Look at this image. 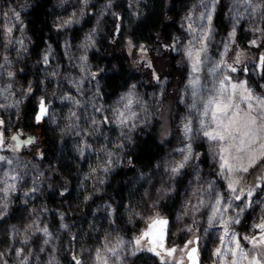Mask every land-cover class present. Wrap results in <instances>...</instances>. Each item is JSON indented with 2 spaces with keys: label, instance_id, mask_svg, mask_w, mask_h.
Segmentation results:
<instances>
[{
  "label": "rangeland",
  "instance_id": "374dc122",
  "mask_svg": "<svg viewBox=\"0 0 264 264\" xmlns=\"http://www.w3.org/2000/svg\"><path fill=\"white\" fill-rule=\"evenodd\" d=\"M118 1L122 3L126 19L141 16L145 0H53L49 13L59 50L48 46L33 56L24 15L27 4L22 0L11 4L0 0V133L4 134L0 156L6 158L0 161V264H58L56 254L61 246L65 250L71 247L81 264H98L97 252L108 264H161V258L156 259L147 250L150 247L147 239L140 245L135 241L148 230L154 218L167 217L166 207H171L174 197L177 203L168 215L171 220L167 228L169 247H180L198 238L200 264H218L214 253L224 236L222 215L224 221H240L229 223L228 227L230 233L235 232L241 238L244 251L250 255L264 252V248L253 250L252 244L242 239L260 234L255 225L264 220V162L248 173L235 174V178L242 177L240 186L245 188V194L248 189L253 191L244 204L235 200V194L227 187L233 174L220 169L219 145L204 136V131L214 125L210 115H203L207 99L216 95L219 81L227 76L228 85L246 82L254 97L251 102L256 127L264 125V112L255 100L256 97L264 99V67L259 59L264 56V0H181L176 10V30L170 32V51L180 77L173 81L159 77L145 48L134 46L126 39L131 65L144 74L151 71L152 83L134 84L110 102H104L95 82L100 70L99 44L108 25L116 18ZM219 12L224 34L214 25ZM208 15L212 16L211 23ZM239 33L245 39L246 48L236 42ZM203 44L207 51L201 53L200 71L193 73L187 51L190 47L197 51ZM237 55L240 63H235ZM227 65L237 71L231 72ZM213 68L217 70L213 72ZM194 77L199 78L195 96L190 84ZM28 99L34 108L31 122L34 124L43 99L48 109L43 122L49 132H56L58 150L71 144L81 163L86 162V174L79 177L81 184L76 189L83 193L85 203L93 207V215L107 222L100 238L86 243L79 240L72 247L61 237L69 234L76 242L77 222L86 217L82 208L75 207L72 201H56V205L68 218L78 216L75 223H58L55 229V223L47 215L45 197L64 191L72 181L58 169L56 162L42 164L28 156L20 157L21 150L28 145L24 141L31 139L17 130ZM236 102L242 112L248 111L247 103L238 95ZM193 103L196 108H192ZM201 120L205 122L204 127ZM189 122L192 131L185 135L184 126ZM154 129L164 142L165 152L150 171L131 178L133 188L142 190L141 197L136 204L125 208L126 221L120 222L125 224L118 225L114 223L118 204L107 197L99 198L110 175L124 164L135 133ZM13 135L19 137V148L15 147L17 141L11 139ZM189 146L191 154L187 151ZM185 156H189L187 161ZM182 163L184 167L180 168ZM173 168L179 171L173 172ZM217 198H222L220 213L210 222ZM109 249H115L116 255ZM181 257L178 249L175 259ZM183 259L186 264L184 256Z\"/></svg>",
  "mask_w": 264,
  "mask_h": 264
},
{
  "label": "trees",
  "instance_id": "16d2710c",
  "mask_svg": "<svg viewBox=\"0 0 264 264\" xmlns=\"http://www.w3.org/2000/svg\"><path fill=\"white\" fill-rule=\"evenodd\" d=\"M3 1L11 4L16 0ZM22 1L28 6L24 15L31 43V55H38L48 46L54 51L59 50L49 13L53 0ZM180 1L145 0L141 5V16L137 19H126L122 3L119 1L116 3V18L108 25L105 36L100 40L97 60L100 70L95 77V82L104 102H110L134 84L144 86L146 81L152 83L151 71L148 72L150 74H144L143 71L136 70L131 65L125 48L126 39H129L134 46L145 48L153 70L159 77L170 79V81L180 77L174 64L175 57L170 51V32L176 30V10ZM214 25L218 31H221V34L225 33L221 12L217 14ZM236 42L239 46L246 48L242 34H238ZM33 110L30 99H28L17 123V130L30 137L34 143L28 144L26 148L22 149L20 157L28 156L31 160L42 164L51 161L56 162L58 169L72 181L64 191H58L45 197L47 215L50 216L51 222L55 223L53 225L54 228L56 227L55 229H58V223H75L79 219L78 216L77 218H68L66 212H61L56 205V201L60 203L72 201L75 207L78 205V209L82 208L81 212L86 217L77 222L76 236L78 239L76 242L75 237L72 239L69 234L64 233L61 237L66 239V242L72 247H75V243L79 240L86 243L89 240L100 238V232L103 231L102 229H106L103 225L107 222L104 218L93 215L91 211L93 207L85 203L83 193L77 192L76 189L77 185L80 186L81 184L79 177L84 173L86 174V162L81 163L80 156L75 153L71 144L67 143L66 147L59 151L56 132L54 130L49 132L45 122L37 126L31 122ZM157 131V129L151 132L139 130L135 133L134 139L124 156V164L110 175L103 194L99 198L102 200L107 197V199H112L118 204L114 218V223L118 225L125 224L120 223L126 221L124 218L125 208L128 205L136 204L141 197L142 190L133 188L131 178L138 173L150 171L165 152L164 142L159 138ZM198 149L199 153L203 152L202 147ZM201 158H203L202 163L205 164L206 157L203 155ZM80 189L82 190V187ZM170 203L171 207H166L168 215L173 211L172 207L177 203V198L174 197ZM16 211L17 208L12 210L14 213ZM70 255H73L71 247L69 250H65L61 246L56 254L57 263L75 264L74 255L73 257Z\"/></svg>",
  "mask_w": 264,
  "mask_h": 264
},
{
  "label": "snow or ice",
  "instance_id": "6c2138e0",
  "mask_svg": "<svg viewBox=\"0 0 264 264\" xmlns=\"http://www.w3.org/2000/svg\"><path fill=\"white\" fill-rule=\"evenodd\" d=\"M209 23H211L212 16L208 15L207 17ZM191 27V26H190ZM9 31H11L9 29ZM235 36V32L231 34ZM206 41L207 36L203 37ZM255 44V41H253ZM207 51L206 44H203L201 48L197 51H193L190 47L187 51V57L191 61V68L193 73H198L200 71V66L202 64L201 53ZM260 64L264 67V56L260 58ZM45 63H47V57L44 58ZM223 64V61L219 62ZM235 63H240V56L237 55ZM219 67V64L217 65ZM227 68L231 72H236L237 69L232 65H227ZM217 69L213 68L212 71L215 72ZM11 76L12 74L9 73ZM229 80V77L225 76L222 80L219 81V88L216 90V95L207 99L203 108V115L208 117L210 115L211 124L214 125L210 130L204 131V136L208 140L216 142L219 145L220 153V169L227 173L233 174V178L229 179L228 189L235 194L234 199L240 201L242 204L245 203L247 197L253 195L252 189H248L245 194V188L242 185V177L235 178V174L238 173H248L250 169L257 167L261 162H264V125H260L259 128L256 127L257 120L256 117L252 115L253 104L252 100L254 99L252 92L248 89L246 82L240 83H231L230 85L226 84V81ZM190 84L192 85L195 92L196 87L199 85V78L194 77ZM237 95L240 99L247 103L248 111H243L240 108V104L236 102ZM256 104L259 106L261 112H264V99L259 97L255 98ZM131 104V100H129ZM40 114L35 117L39 122L47 113L45 107V102L40 101ZM192 108H196V104L193 103ZM2 123V122H0ZM123 123V120H122ZM202 127L205 126L203 120L200 121ZM192 131L191 122L186 123L184 126L185 135L189 134ZM13 141H17L16 148H19V137L13 135L11 137ZM257 141L259 143L257 144ZM25 144H32L34 141L28 139L24 141ZM4 145V134L0 133V146ZM183 152L184 149H181ZM188 153L191 154V146L187 149ZM185 161L189 159V156L184 157ZM5 157L0 156V161H4ZM180 168L184 167V164H180ZM173 172L179 171L178 168H173ZM14 179V177H13ZM239 186V187H238ZM222 203V198L216 199V208L213 210L210 217V222L215 221L218 213H220L219 205ZM231 207V205H229ZM239 207V205H237ZM243 208L240 209L243 212ZM221 221L225 225L224 227V236L220 238L221 246L217 247L214 255L218 258V264H244V261H247V264H264V252H260L257 255H250L249 252L244 251V248L241 245V238L236 235L235 232H229V223H239L238 219L232 221H224L221 215ZM168 221L163 218L153 219L149 224L147 231L141 234L135 241L137 245L141 244L142 240L147 239L150 247L148 251L153 252L156 256L161 257V264H184L183 257L175 259L178 249L176 247L165 248V236L167 230ZM255 227L259 230L258 237H243L242 239L248 240L252 244L253 250L264 248V220L257 223ZM47 230L45 229V232ZM190 231V229H189ZM199 243L198 238L188 240L183 248L179 249L180 252L186 254L189 264H200L199 260V249L198 247L190 245H197ZM231 244V247L227 245ZM159 249V251H158ZM113 255H116L115 249H109ZM19 255V253H17ZM169 259H166V258ZM98 264H108V261L105 257L101 255L100 252H97L96 255ZM75 264H81V261L73 258Z\"/></svg>",
  "mask_w": 264,
  "mask_h": 264
},
{
  "label": "flooded vegetation",
  "instance_id": "af4514ba",
  "mask_svg": "<svg viewBox=\"0 0 264 264\" xmlns=\"http://www.w3.org/2000/svg\"><path fill=\"white\" fill-rule=\"evenodd\" d=\"M35 125V124H34ZM170 216V215H169ZM160 218H163V217H160ZM154 219H156V218H154ZM163 219H166L167 221H168V225H167V228H168V226H169V224L171 223V220H170V218L168 217V215H167V217H164ZM152 222V221H151ZM258 236H259V234H258ZM186 243V242H185ZM185 243H183L182 244V246H180V247H178L177 245H173V246H170V247H176L177 249H181V248H183V246H184V244ZM148 244H149V242H148ZM150 245V244H149ZM169 246H168V240H167V230H166V236H165V248H168ZM158 251H159V249H158ZM152 254H153V256H155L156 257V259H160L158 256H156L153 252H152ZM180 254H181V256L183 257H185V259H186V254L184 253V252H180ZM143 257H145V255H144V253H142L141 254ZM199 260H200V257H199Z\"/></svg>",
  "mask_w": 264,
  "mask_h": 264
},
{
  "label": "water",
  "instance_id": "95a60500",
  "mask_svg": "<svg viewBox=\"0 0 264 264\" xmlns=\"http://www.w3.org/2000/svg\"><path fill=\"white\" fill-rule=\"evenodd\" d=\"M41 100H43V99H41ZM40 100V101H41ZM44 101V100H43ZM45 102V101H44ZM39 106H40V102H39V105H38V108H37V111H36V113H35V116H34V124L37 126V125H40L42 122H43V120L44 119H46V117H47V113H46V115H44L43 116V118L41 119V121H37L36 119H35V117L37 116V115H39L40 114V108H39ZM46 107V106H45ZM46 109H47V107H46ZM47 112H48V109H47ZM193 246H195V247H198L197 245H193ZM186 260H187V257H186ZM186 264H189V261L187 260V263Z\"/></svg>",
  "mask_w": 264,
  "mask_h": 264
},
{
  "label": "clouds",
  "instance_id": "9594fccd",
  "mask_svg": "<svg viewBox=\"0 0 264 264\" xmlns=\"http://www.w3.org/2000/svg\"><path fill=\"white\" fill-rule=\"evenodd\" d=\"M5 160H6V158H5ZM8 163H11V161H7ZM5 207H7V205H5Z\"/></svg>",
  "mask_w": 264,
  "mask_h": 264
}]
</instances>
